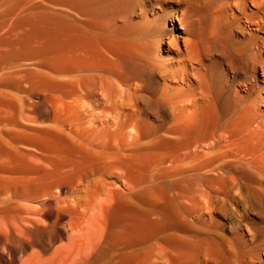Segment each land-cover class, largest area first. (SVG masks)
Listing matches in <instances>:
<instances>
[{
  "label": "rangeland",
  "instance_id": "rangeland-1",
  "mask_svg": "<svg viewBox=\"0 0 264 264\" xmlns=\"http://www.w3.org/2000/svg\"><path fill=\"white\" fill-rule=\"evenodd\" d=\"M130 7L126 14L121 13L120 17L117 16L113 20V29L127 25L126 33H117L112 29L109 37L112 40L117 36L116 41L129 42L133 45L136 42L135 47H139L138 49L145 54L144 62L147 64L142 67L148 71L149 76L123 77L116 71L103 70L76 71L60 76L52 74L49 67L35 54L18 55V51L22 49L18 38L24 35L23 32L26 34L29 28L25 24L15 22L23 18L34 19L42 13H55L53 15L65 17V20L70 18L69 21L84 23L86 19L80 18L84 15L62 0H0V56L7 55L6 60L0 61V96L3 98L6 96L5 99L12 101L11 105L0 106L1 133L4 132L7 136L10 134L9 131L11 133L15 131L14 134L19 136L25 131L28 137L22 133L19 136L22 141L15 143V146L23 150L24 157L30 159L34 156L35 160L31 158L30 164L33 162V166L45 168L41 160L52 158L44 155L42 145L33 138L39 135L37 133L48 129L57 128L56 131L59 129L68 135L73 133L77 139L81 137L80 140L93 143L102 140L97 139V135L103 137L105 136L103 133L109 131L113 134L112 148L121 150L120 153L123 155L144 147L147 150L153 142L160 139L171 140L176 147L170 151H174L169 153L168 150L150 149L149 155L152 159L146 172L132 175L133 183L135 181L134 196L137 197L136 192L140 196L151 193L152 189H154L152 193L160 189L168 197L175 199L177 207L179 205V208L183 209L182 211L177 209L179 210L177 216L183 223L185 222L184 226L188 229V232L178 233L189 239L200 234L213 240L217 247H220L218 248L220 252L214 257L207 250H202L199 264H222L225 261L228 264H264V0H131ZM212 41H217L215 43L217 45L210 46ZM185 42L190 44L185 46ZM39 43L32 40L30 47L35 48ZM190 45L195 48L192 50L195 55L190 52ZM186 47H189L187 51ZM43 76L46 78L52 76L51 78L57 80L62 88L52 89L42 85L40 80ZM212 77L218 78L221 85L219 107L224 108L222 110L218 108L213 128L204 130L202 134L184 142L181 135L176 133V129L192 119L195 105L199 101L202 104L203 101L204 103L210 101L211 95L208 94L206 99L199 94L203 93L200 91L203 90V86L208 85ZM109 80H112V83L106 84L112 85L110 89L114 87L113 92L108 94L109 102L103 106L105 108L101 106L102 108H97L93 113L90 105L92 98L89 94L93 92L102 96V84L99 83ZM95 81L98 86H95ZM90 86L93 89L98 87L96 90L101 91L96 92ZM84 105H90L91 109L87 107L89 109L86 110ZM97 115L100 118L103 115V120L94 117ZM145 123L154 124L153 131L148 136L142 129ZM51 125L56 126L51 128ZM121 135H124V139ZM118 138L121 140L119 139V147L116 148ZM9 143L7 144L10 145ZM37 146L40 150L36 148ZM38 158L41 159L40 163ZM91 175L81 180L79 186L76 185L77 188L75 186L66 189L65 195L62 196L66 200L75 198L73 200L76 202L81 197L84 199V202L81 199V205L77 203L76 211L72 208L73 217L76 219L74 223L78 226L89 222L88 217L93 206L95 208L97 201L107 197L109 189L107 185L110 187V182L113 183L115 190L119 188L117 190L121 193L128 191L127 187H124V181L116 180L117 177L114 175L101 173ZM95 179L96 181H93ZM97 181L99 184L95 183ZM179 184L180 187L177 186ZM56 189L58 190L54 185L47 194L52 195L51 191ZM54 194L56 192H53V196ZM5 197L9 199L6 201ZM45 198L47 197L43 200ZM27 199L25 195L15 197L10 189H0V219L4 217L16 219L22 215L21 210L35 207L34 216L36 219H42V222L37 219V225L44 228L42 226L47 224L45 228H49L58 236L53 249L66 244L67 236L60 235L58 232L60 225L55 223L56 213L64 212L66 202L63 200L60 204L57 202L59 207L64 203L61 209L56 208L58 206L55 203L51 207L39 206L37 210L38 200L31 202ZM152 200V204L160 205L159 198ZM109 205L111 204L101 207L100 221L102 228H106L102 229L104 236L101 235L98 249L104 246L108 215L112 208V205L110 207ZM67 222L68 218H65L63 224ZM2 223L3 221L0 223V264H23L26 257L32 253V248L26 246V244L30 246L31 237L28 239L29 235L17 232L18 238L15 239L10 229ZM17 225L15 222V226ZM151 238L148 239L150 241L147 247L153 252L155 264H166L163 263L165 257L170 259L169 261L166 259L167 263L172 264V260L176 258V251L165 244L162 234ZM167 253L170 258L167 257Z\"/></svg>",
  "mask_w": 264,
  "mask_h": 264
},
{
  "label": "bare ground",
  "instance_id": "bare-ground-1",
  "mask_svg": "<svg viewBox=\"0 0 264 264\" xmlns=\"http://www.w3.org/2000/svg\"><path fill=\"white\" fill-rule=\"evenodd\" d=\"M62 1L65 4L69 5V7H72L73 9H75L77 12L80 11L84 15V17H86L84 18L80 16L81 19L82 18L86 19L84 20L85 22L79 23L76 21H69L70 18L68 19V17H67L68 20H65L64 19L65 17L62 18L59 15H53L55 13H52V14L42 13L36 16L34 19H32L33 17L31 19H25V18L19 19L15 23L25 24L27 25L29 29H27L28 31L26 34L23 32L22 34L24 35L21 37L19 36L20 38H18V42L22 46V49L18 51L19 52L18 55H23V54L26 55L29 53H31V55L32 54L37 55V57H40L42 61L44 62V64H46L49 67V69L52 71L51 73L54 75L55 74L56 75H60V74L67 75L71 73L73 74L76 71L81 72L85 70L86 71L103 70L106 72L116 71V73L118 72L120 75H123V77L124 76L145 77V76L150 75L148 71L144 67H142V65L147 64L144 62L145 54H143V52L140 49H138L139 47L138 48L135 47L136 42H135V45H133V43L131 44L129 42L116 41L117 36L115 37V39H112V40L109 37V34L110 33L112 34L111 31L114 25L113 20L115 19V17L119 16V14L121 13L124 14L126 12V10L130 7L131 0H62ZM127 30L128 28L126 25V26L117 27L114 31H116L117 33H124V32L126 33ZM113 34L115 33L113 32ZM32 40L40 42L39 45H35L36 46L35 48H31L30 44ZM215 43H217V41H212L210 43V46L212 45L214 46ZM188 44H190V42H188ZM188 44L185 42V46ZM188 48L189 47H186L185 50L187 51ZM190 48L191 50L190 49L189 50L192 53L193 52L192 50L195 48L191 47V45H190ZM190 52H189L190 55L195 53L194 52L191 54ZM6 53L7 52H5V54ZM10 54H11V51H10ZM6 56L7 55L0 56V61L6 60L7 58ZM146 66H149V65H146ZM37 70H40V69H37ZM163 74L165 75V73ZM193 74L195 75V73ZM52 76H49V77L47 76V78L43 76L42 78L40 77L41 80L40 79L38 80L42 82V85L44 84L45 86L51 87L52 89L55 88V89L60 90L62 88V85L58 83L57 80L51 78ZM109 81L105 83L103 82L99 83V85L102 84V86L104 84L106 85L105 87L103 86L104 88L101 86V88L103 89L102 96L98 95V93L93 94V92L89 94L90 97L92 98L90 105L93 108L92 110L93 113H95L94 110H96L97 108L101 106L103 107L107 102H109V100L107 99L108 94L110 95V93L113 92V88H114V87L113 88L111 87L112 89L111 90L110 86L112 85L106 84V83H112L111 82L112 80L110 82ZM84 82H87V81H84ZM96 83L97 82L95 81V86H98V84L96 85ZM85 84L88 85L87 83ZM93 85L94 84H92V87H94ZM96 88L98 87H95V89L93 88L92 89L95 91ZM203 90L200 91V93L203 92L204 94L202 93L199 95L203 96L204 98L211 95V99L208 97L210 101L205 102V103L203 101V104H202L200 101L198 102L196 100L198 103L196 102L197 105H195L196 106L195 111H193V113L191 112L193 114L192 119H190L188 123L185 122L186 124L184 126H180L179 128L176 129V133L181 135L182 140L184 142L194 136L202 134L204 130L213 128L215 125V122L217 119V110L218 108H220L219 107V102H220L219 96H221V92H222L221 85L219 83L218 78L212 77L209 80L208 85L203 86ZM97 91L98 90H96V92ZM122 94L120 97H122ZM87 97L88 96H86V98ZM5 98L0 96V106L1 105L6 106V105L12 104V101L9 100L10 101L9 102ZM118 100H119V97H118ZM87 102L89 101L87 100ZM226 103H228V99ZM90 105L89 106L84 105L86 106L85 107L86 110H88L89 108L91 109ZM223 108L221 107L220 110H222ZM97 116H94V117L101 120L103 115L102 116L100 115L101 118ZM110 118H112V116ZM102 124H105V123H102ZM153 125L145 123L142 126V129L144 130L145 133H147V136L153 131V128H154ZM54 126H52L51 128H53ZM105 127L107 126L105 125ZM101 128H102V125H101ZM42 129L44 130L47 128H42ZM54 129L55 130L48 129V130L39 132L37 133L39 134L38 136H36L33 130V133L36 136L33 139H37V142H40V144L42 145L43 151L45 152V153L43 152L44 155L46 154L52 158L51 160L44 158L43 159L44 161L38 158V162L40 163V160L42 163L44 162L43 164L46 166V168L44 166L39 167L37 165L35 167L32 165L33 162L30 164L29 160L33 158L31 160L34 161L35 160L34 156L32 157L29 156V158L31 157L30 159L24 157L23 152H22L23 150H19V148L15 146L17 143L22 141V138L19 136L25 131L19 134V136L17 134H14L15 131H13L14 133H11V131H9L8 133L10 134L7 136L6 134H4L3 131H2L3 133H1L0 131V160H1L0 161L1 162L0 163V189H4V190L10 189L14 192V196L18 198L19 196L25 195L28 197L29 200H31V202H36L38 200L36 202L38 204V206L36 204L37 210L39 206L51 207L55 203L58 202L60 204L63 201L64 203L65 202L67 203V204L65 203V206H64L65 210L63 209L64 212L56 213L57 215H56V220H55V223L60 225L58 227V232L62 236H67V239H66L67 242L66 244L64 243L63 245L56 246L57 248H54V249H53L54 247L53 244L56 241L58 236L55 233L51 232L49 228H45L48 226L47 224H46L47 226L46 225L42 226L44 228H41L39 227V225H37L36 221L38 218L36 219L35 217L36 208L33 207L34 205L33 203H31L33 205H30L33 208H29L27 210L26 209L21 210L20 212L22 215L18 216L16 219H12V217L11 218L4 217L0 219V223L1 221H3L2 224H5V226L10 229L11 234L15 239L18 238V235L16 237L17 232L23 233L24 235H27V236L29 235L28 239L29 237H31L30 246L28 244H26V246L32 248V253L28 257H26V260L23 262V264H100L101 262L105 264H155L153 260V252L149 250V248L147 247V243L148 241H150L148 239H152L151 237L156 236L158 234H162L164 237L165 244L168 247L176 251V258H174L173 260L171 259L172 264H199L198 263L199 256L201 255V252H203L202 250L204 249L207 250L208 253L213 257L217 255L218 252H220L218 249L220 247H217L216 243L213 242V240L208 239L207 237L201 236L199 234V235H195L194 238L191 237L192 239L191 238L189 239L179 234L183 232L184 233L188 232V229H186V227L184 226L185 222L183 223L177 216V212H179L181 208H179L180 207L179 205L177 207V205L174 202L175 199L173 200L172 198L168 197L167 194L163 193L160 189L158 191L155 190L156 192H153V193L152 191L154 189H152L151 193L141 194L140 196H138V193L136 192L137 197L134 196L135 181L133 183L132 175H134L135 173L136 174L139 173L141 175V173L146 172V170L148 169L147 166L148 165L150 166L149 163L152 159V157L149 155V152L151 150H160V151L168 150L169 153L171 151H174V150L170 151V149L176 147L173 141L167 140V139H160V140L158 139L159 141H156L155 143L153 142L152 143L153 145L152 146L150 145V147L147 150H145L144 149L145 147H144L141 150H137V151L131 150L132 153L129 152L128 154L124 151L126 155H123L122 153H120L121 150L118 151L117 149L112 148L111 141L113 138V134L110 133L109 131L104 132L103 134H105V136L103 137L101 136L98 137V135L97 136L95 135L97 139L100 140V138H102V140H100L97 143L95 142L93 143L92 141L88 142L83 139L80 140L81 137L77 139L78 137L76 138L75 135L71 131L69 132H71L72 134L68 135V134H64L63 133L64 131L60 132L59 129L57 131H56L57 128H54ZM17 132L19 133L20 131H17ZM114 132H117V131L114 130ZM27 135L28 134H26L25 136ZM121 136H123V139H124V135H121ZM120 138H118L117 144L119 143ZM9 140L11 143H9ZM34 141L36 142V140ZM7 143H9L10 145H8ZM117 144H114V145H117ZM184 145H186V143H184ZM115 147L116 148L119 147V144L118 146H115ZM36 148L40 150L38 146ZM39 152L40 154H42L41 151ZM166 154H168V152ZM153 155L155 156L156 152ZM26 159L28 161H26ZM98 173H101V175L102 174L103 175H107V174L114 175L115 177H117L116 180L118 181L122 179L124 181V187L126 186L128 191H126V193L125 192L121 193V191L117 190L119 188H116L115 190V188H113L114 185L112 182H110L111 186L109 187L107 185L109 182L107 179H105L108 182L106 185L109 188L106 194L107 197L105 199L101 198L99 201H97L95 208L93 206V210H91V214H89L90 217H88L89 222H87L86 224H83L82 226L81 225L78 226V224L75 225L74 221L76 222V219H74L73 217L72 208H74L76 211V208L78 207L77 203L82 202L81 201L82 197L80 198V200L77 198L78 202H76L75 200H73L75 198L71 200L70 198H67L66 200V198L62 196L63 194L65 195L66 189H72L76 185H78V183L82 182L81 180H84L85 178H87V176L91 174H98ZM99 180L100 179L98 178V181ZM93 181H96V179ZM98 181L95 183L99 184ZM102 183H103V180H102ZM54 185L57 186L58 190L56 189V191L55 190L51 191L52 195L47 194V192L50 193L49 191L53 188ZM90 185L92 186V184ZM103 185L105 187V184ZM139 185L140 184H138V186ZM177 186L180 187L181 185L179 184ZM141 189L144 190L145 188H141ZM53 192H56L54 196H53ZM72 192L74 191L72 190ZM72 194L74 195L76 193H72ZM42 195L43 196L47 195V196H44L47 198L43 200L44 198L43 197L40 200L39 198ZM132 195L134 196V198L131 197ZM66 196L68 197L69 195H66ZM152 197L154 198V200L155 199L157 200V198H159L160 205L152 204L151 203L153 201ZM11 198H12V195H11ZM62 198H64V200ZM8 199L6 198L5 200L7 201ZM82 200L84 202V199ZM88 201L90 200L88 199ZM86 202L87 201L85 198V203ZM58 203L56 204L58 206L56 208H60L61 206L64 205L63 203V205L59 207ZM68 203H72V205H69ZM106 203L107 204L110 203L112 205V208L108 215L106 235H105V238L103 237L104 246L98 249L99 247L98 243L100 241V238L102 235V229H103L101 225L102 222L100 221V212H102L101 211L102 205L103 207L107 206ZM111 205H109V207ZM1 206H3V203ZM86 206H88V204ZM45 208L47 207H44V209ZM86 208L87 207H85V209ZM182 210L183 209H181V211ZM86 212L87 211H85V214ZM38 216L39 215H37V217ZM153 216L155 218H153ZM47 217L50 218L49 215H47ZM65 218H68V222L63 224V220ZM40 220H41L40 222H42V219ZM12 221L13 223H11ZM15 222L18 223L17 226H15ZM105 228L106 227H104V229ZM102 236H104V233ZM172 254L174 255V253ZM205 254H207V252ZM166 255L168 257V253ZM160 257L162 258V256ZM168 258H170V255ZM164 259L163 260L165 262L162 261L163 263L171 264L169 262L167 263V261H169L170 259H167L166 257ZM222 264H228V263L225 261V262H222Z\"/></svg>",
  "mask_w": 264,
  "mask_h": 264
}]
</instances>
